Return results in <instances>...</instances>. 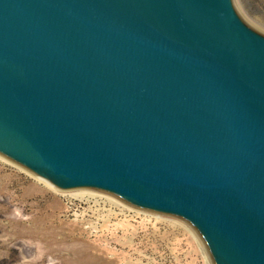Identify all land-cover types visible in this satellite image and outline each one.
Masks as SVG:
<instances>
[{"label":"water","instance_id":"water-1","mask_svg":"<svg viewBox=\"0 0 264 264\" xmlns=\"http://www.w3.org/2000/svg\"><path fill=\"white\" fill-rule=\"evenodd\" d=\"M0 158L264 264V34L232 0H0Z\"/></svg>","mask_w":264,"mask_h":264},{"label":"rangeland","instance_id":"rangeland-1","mask_svg":"<svg viewBox=\"0 0 264 264\" xmlns=\"http://www.w3.org/2000/svg\"><path fill=\"white\" fill-rule=\"evenodd\" d=\"M232 2L264 34V0ZM70 197L79 196L56 192L0 158V264H209L177 219L125 205L101 227L86 229L67 208Z\"/></svg>","mask_w":264,"mask_h":264},{"label":"built area","instance_id":"built-area-1","mask_svg":"<svg viewBox=\"0 0 264 264\" xmlns=\"http://www.w3.org/2000/svg\"><path fill=\"white\" fill-rule=\"evenodd\" d=\"M91 193L92 195L85 194L65 199V204L74 220L83 228L101 227L111 219V213H115V208L121 210L126 208L125 205L110 196L97 192ZM98 221H101L100 226H97Z\"/></svg>","mask_w":264,"mask_h":264},{"label":"bare ground","instance_id":"bare-ground-1","mask_svg":"<svg viewBox=\"0 0 264 264\" xmlns=\"http://www.w3.org/2000/svg\"><path fill=\"white\" fill-rule=\"evenodd\" d=\"M51 188V187H50ZM57 192V191H56ZM93 191H85V190H79V191H71L69 192L73 196H83V194H90L92 195ZM62 193H68V192H62Z\"/></svg>","mask_w":264,"mask_h":264}]
</instances>
